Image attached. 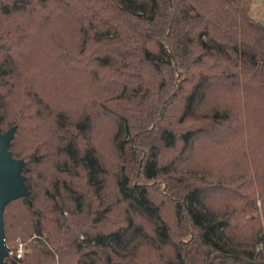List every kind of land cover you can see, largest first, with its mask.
<instances>
[{"label":"trees","instance_id":"16d2710c","mask_svg":"<svg viewBox=\"0 0 264 264\" xmlns=\"http://www.w3.org/2000/svg\"><path fill=\"white\" fill-rule=\"evenodd\" d=\"M252 2L0 0V130L17 125L10 149L25 159L31 190L5 208L9 264H134L115 254L125 247L128 230H143L136 216L151 223L163 242L171 240L160 196L175 204V218L191 236L176 245L172 264H264V221L251 216L259 198L264 214V23L251 15ZM57 24L76 31L78 46L87 50L85 66L68 63L70 51L53 45ZM46 37L44 61L37 46ZM153 72L151 84L147 75ZM83 76L91 78L92 92L126 102L112 115L101 111L114 123L112 141L121 162L116 199L128 212L127 226L109 232H93L87 224V206L93 207L87 189L78 194L66 178L58 180V174H83L89 191L102 201L106 197L107 170L93 137L100 123L90 107L97 93L75 119L68 109L51 111L48 102L66 97L86 103L75 86ZM110 77L112 86L100 89L99 81ZM242 111L246 121L234 120ZM222 155L229 183L196 166ZM50 158L53 203L40 205V211L30 165ZM72 202L83 216L63 214ZM17 203L22 214L31 213L37 234L33 252L20 258L19 242L10 243L15 238L8 229L15 217L9 209Z\"/></svg>","mask_w":264,"mask_h":264},{"label":"rangeland","instance_id":"374dc122","mask_svg":"<svg viewBox=\"0 0 264 264\" xmlns=\"http://www.w3.org/2000/svg\"><path fill=\"white\" fill-rule=\"evenodd\" d=\"M58 27L55 28V31L52 32L51 41H53V45L55 46H61L70 51V55L72 59L71 61L67 60L68 63H72V65H75L77 68L81 65L87 64V50L83 52L82 47H79L80 38L78 35H76V31H71L70 28L62 26L57 24ZM48 40L47 37L45 39H42L41 45L37 46V49L42 47V57L46 54V47H48ZM78 46V47H77ZM56 48V47H55ZM54 48V49H55ZM38 59H40V55ZM41 57V58H42ZM44 61H46L47 58L43 57ZM84 65V66H85ZM102 71L101 74L105 73L106 70H99ZM149 75V76H148ZM147 75V80L151 82V84L154 83V79L156 78V74L150 73ZM79 77V76H78ZM88 76H83L81 78H78L79 81L75 83V86L77 87V93L79 92L80 95L84 97V100H86V103H76L73 100H70L66 97L62 99H53L48 100L50 102V110L51 111H58L60 109H68L72 117L75 119L76 117L83 115V112L87 111V104L88 101L94 100V97L96 96L95 93H97V99L94 101V103L90 106L93 110L94 114V120L97 118L98 125H96L95 132L93 134L95 144L98 147V152L100 153L101 160L105 164L106 167V175L105 179L107 181V191H106V197H104L103 201L99 199V197L95 196L92 192H90V188L88 185H86V180L84 178V175L81 174L79 176H67L66 174H58V180L64 183V179L66 178V181L68 184L72 185L74 189H76V192L79 194H82L85 189H87V197L91 202V205L87 206V224L92 227V231H98L101 230L103 232H109L114 229H119V227H126L127 226V215L128 212L126 211V206L122 202H118V199H116V189H115V176L117 173V170L120 167V160L118 159L117 152L115 150V145L112 141V130L114 129V123L110 121L109 117H106L105 115L101 114V111H105L107 115H112L114 111L119 109V105H126V102L120 101L117 99H108L109 94L104 93L103 90L100 92L99 90H94L92 92V88H90V85H92L91 78L87 79ZM113 78L110 77L106 79L105 81H99L101 84V88L112 86ZM108 85V86H107ZM91 92V93H90ZM92 95V96H90ZM53 98V97H52ZM72 101V102H71ZM90 108V109H91ZM46 112H49L47 110ZM96 112V114H95ZM92 114V116H93ZM171 115L169 114V117ZM237 117L239 120L246 121V113L239 112L234 115V120L237 121ZM46 126V133L47 135L50 134V128H52L53 120H49L45 124ZM236 125V123H235ZM237 126V125H236ZM6 130V128H4ZM50 139H52L50 137ZM243 149H241L242 151ZM174 151L170 150L167 151L166 155H168V158L173 156ZM222 155L215 163L208 162H202L196 164L197 167H200V171L203 168V166H207L209 168L208 171L205 173L210 174L211 177H215V181H222L225 183H229L228 180L230 176L226 171H228L227 166L225 162H227V159H223ZM207 163H210L206 165ZM54 165L53 158L46 159L43 163L37 164L32 163L30 165V176H31V182L33 185V192L35 196H37V206L40 211H43L40 208V205L46 204L47 202L53 203L49 199V190L51 193L55 191V183H51L50 179L53 177L55 170L52 168ZM232 171V170H230ZM233 173V171H232ZM208 176V175H207ZM137 178V177H136ZM226 179H228L226 181ZM155 181H152L151 184H155ZM224 186H229L227 184H221ZM159 187L162 191L165 189V183L159 182ZM73 194V193H72ZM160 204L162 205V211L163 215L168 222L170 226V233H171V240L169 242H163L159 235L154 230V227L151 223L148 221H145L144 219L136 216L135 217V224L141 225L143 230H134L135 227L128 230V235L125 238V247L120 248L117 252L118 254H115V256H125L127 259H131L134 264H172L175 260V247L176 245H181L184 242H188L190 239V234H187L186 231L182 228V225H180L175 218V208L173 202L168 199L160 196ZM71 210L75 212V214L72 216L70 213L67 214L65 211H71L69 209H65L64 215L65 216H71L78 218L79 216H83V213H79L76 211L77 206L72 202L70 203ZM257 206L259 207L257 210H254L251 216L254 218L262 219L264 221V214H263V205H262V199L259 198L257 201ZM22 207L19 203L13 204L11 206V209H9L11 215H14L15 217L12 218L11 226L8 227L10 237L15 238V240L10 239V243L14 244L15 241H23L26 245L25 254L33 252V248L36 247L37 244V234L31 227L30 222V215L27 213L22 214L21 211ZM29 219H26L28 218ZM70 217V218H71ZM45 222V221H44ZM183 229V230H182ZM80 239L84 238V232L80 230L79 233ZM43 236L46 237L47 233L44 232ZM42 237V238H44ZM262 246V242L259 243L257 249ZM96 249V248H91ZM109 250V249H108ZM93 251V250H90ZM103 252L105 250H102L101 248H98V252ZM108 251L106 250L105 256L107 255Z\"/></svg>","mask_w":264,"mask_h":264},{"label":"water","instance_id":"95a60500","mask_svg":"<svg viewBox=\"0 0 264 264\" xmlns=\"http://www.w3.org/2000/svg\"><path fill=\"white\" fill-rule=\"evenodd\" d=\"M16 130L17 125L6 131L0 130V264H9L6 258L10 255L6 239L5 208L12 200L27 197L31 193L23 174L25 159L15 157L10 149Z\"/></svg>","mask_w":264,"mask_h":264},{"label":"crops","instance_id":"0c3cea01","mask_svg":"<svg viewBox=\"0 0 264 264\" xmlns=\"http://www.w3.org/2000/svg\"><path fill=\"white\" fill-rule=\"evenodd\" d=\"M250 12L255 19L264 23V0H253Z\"/></svg>","mask_w":264,"mask_h":264},{"label":"built area","instance_id":"2783aa9c","mask_svg":"<svg viewBox=\"0 0 264 264\" xmlns=\"http://www.w3.org/2000/svg\"><path fill=\"white\" fill-rule=\"evenodd\" d=\"M19 246H18V248H17V250H16V256L18 257V258H20V257H22L23 255H24V253H25V249H26V245L24 244V242L23 241H19V244H18ZM13 253V251H10V254H12Z\"/></svg>","mask_w":264,"mask_h":264}]
</instances>
